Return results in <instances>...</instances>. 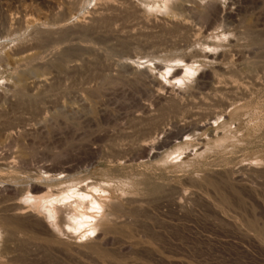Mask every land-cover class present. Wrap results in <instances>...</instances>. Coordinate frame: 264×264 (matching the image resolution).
Segmentation results:
<instances>
[{
    "label": "rangeland",
    "instance_id": "374dc122",
    "mask_svg": "<svg viewBox=\"0 0 264 264\" xmlns=\"http://www.w3.org/2000/svg\"><path fill=\"white\" fill-rule=\"evenodd\" d=\"M124 1L127 3L123 0H0V57L5 60L0 61V159L4 156L7 159L8 155L11 164L8 169L0 170V190L7 184L17 185L15 198L24 202L27 194L22 186L25 188L27 183L39 179L46 190L53 189L51 192L58 201L42 202L39 206H44L39 211L46 216L49 213L47 220L55 222L59 237L67 241L63 246L45 241L48 236L37 226L33 228L34 233H41L37 241L19 244L15 261L20 264H264V241L260 235L246 231L242 222L251 219L264 232V167L257 173L240 171V175H245L242 177L245 185L232 187L226 178L228 172L239 170L241 165L264 166V0H219V15H225L216 23L200 13V0ZM143 9L149 18L155 19L154 23L143 21ZM169 19L175 24L169 23ZM62 25H67V29H58ZM205 27L211 33L201 36L199 29ZM25 46L39 54L38 61L32 63L40 62L41 67L16 64L15 57L22 54ZM194 49L211 53L225 50L223 68H216L197 81L194 77L197 73L189 69L197 72L210 62L195 56L185 58ZM14 51L16 56L12 55ZM86 58L95 62L84 61ZM9 60L14 65L7 63ZM70 62H81L85 67L77 72L66 69L69 71L66 73L65 65ZM46 63L51 69H47ZM176 66L181 72L172 75ZM186 66L191 67L189 71ZM24 67L33 70L26 69V73ZM142 70L157 81H145L148 78L140 73ZM38 72L39 76L51 77L46 87L30 90L21 87L39 77ZM165 83L183 92L176 97L182 103L180 109L168 108L167 100H154L153 95ZM218 83L234 87L220 101L216 100L220 93L214 92L211 85ZM37 88L41 94L36 92ZM199 122L203 123L202 127L195 129L192 123ZM157 125L158 129H168L166 135L158 137L159 141L154 133ZM6 129L13 131L12 138L6 136ZM140 143H147L146 149H140ZM66 166L73 169L65 174L62 169ZM43 167L52 169L50 174L58 172L55 177L62 178L44 180ZM38 171L43 172L38 174ZM200 177H206L207 182ZM247 184L254 188L245 189ZM19 189L24 193L18 192ZM8 195L11 198L2 191L0 199H9ZM108 199L118 200L123 206L121 219L123 211L129 213L124 225L130 230L129 237L114 235L113 240L112 235L103 247L106 254L78 249L75 244L94 237L89 228L92 216L100 211H91V201L107 207ZM130 199H135L138 207L130 206L132 203H127ZM228 199L232 201L228 205L231 217L226 214L228 207L221 205ZM51 206H58L55 220L50 216ZM60 207L66 210L61 212ZM233 212L239 215L233 217Z\"/></svg>",
    "mask_w": 264,
    "mask_h": 264
},
{
    "label": "bare ground",
    "instance_id": "6f19581e",
    "mask_svg": "<svg viewBox=\"0 0 264 264\" xmlns=\"http://www.w3.org/2000/svg\"><path fill=\"white\" fill-rule=\"evenodd\" d=\"M132 1V0H131ZM182 0H180V2H181ZM185 1V0H184ZM188 0H186V2H187ZM123 2H125L124 0H123ZM183 2V1H182ZM79 3V2H78ZM125 3H127V2H125ZM135 3V2H134ZM158 3L159 2H157V4L156 5H158ZM166 3V2H165ZM179 3V2H178ZM219 3V0H200V1H198V5H199V11H200V13L205 17V18H208V19H210L213 23H216L218 20H222L223 19V16L225 15H223V14H221V15H219V13H220V4H218ZM136 4V3H135ZM137 5H139V4H137ZM163 5H165V4H163ZM168 5H169V2H168ZM181 5V4H180ZM182 5H183V3H182ZM181 5V6H182ZM111 6V5H110ZM124 6V5H123ZM126 6V5H125ZM155 6V5H154ZM99 7V6H98ZM120 7V6H119ZM128 7H130V6H128ZM139 7H140V5H139ZM73 8V7H72ZM107 8V7H106ZM112 8V7H111ZM126 8V7H125ZM124 8V9H125ZM136 8V7H135ZM153 8V7H152ZM158 8V7H157ZM165 8V7H164ZM170 8V7H169ZM117 9V8H116ZM138 9L139 8H137V11H138ZM144 9H145V7H144ZM144 9L142 10L143 11V13L145 14V16H142V19H143V21L145 22H153L154 23V21H155V19L154 18H149L148 16H147V14L144 12ZM155 9H156V7H155ZM100 10H102V9H100ZM129 10V9H128ZM140 10V9H139ZM98 11V10H97ZM147 11V10H146ZM153 11V10H152ZM171 11H173V10H171ZM223 11V10H222ZM67 12V11H66ZM102 12V11H101ZM118 12V11H117ZM97 13V12H96ZM99 14H100V12H98ZM103 13V12H102ZM139 13H140V11H139ZM172 12H170V14H171ZM174 13V12H173ZM142 14V13H141ZM140 14V15H141ZM143 14V15H144ZM94 16H95V13L93 14ZM150 15V14H149ZM174 15V14H173ZM94 16H92V17H94ZM100 16V15H99ZM105 16V15H104ZM122 16H123V14H122ZM155 16V15H154ZM163 16V15H162ZM161 16V17H162ZM202 16V17H203ZM103 17V16H102ZM101 17V18H102ZM168 17V16H167ZM171 18H174V17H172V15L170 16ZM137 18V17H136ZM140 18V17H139ZM94 19V18H93ZM95 19H96V17H95ZM160 19V18H159ZM165 19H166V17H165ZM177 19V18H176ZM175 19V20H176ZM207 19V20H208ZM81 20V19H80ZM89 20H90V18H89ZM137 20V19H136ZM161 20H163V19H161ZM170 20V19H169ZM60 21V20H59ZM141 22H142V20H140ZM178 22H179V19L177 20ZM89 22V21H88ZM97 22V21H96ZM166 22H168V21H166ZM176 22V21H175ZM30 23V22H29ZM83 23V22H82ZM82 23H77V25H79L81 28L83 27L82 25L84 24H82ZM90 23V22H89ZM140 23V22H139ZM169 23H172L171 22V20L169 21ZM181 23H182V21H181ZM185 23V22H184ZM68 24V23H67ZM75 24V23H74ZM92 24H93V22H92ZM91 24V25H92ZM99 24V23H98ZM119 24V23H118ZM145 24V23H144ZM172 24H175V23H172ZM186 24V23H185ZM185 24H183V26L185 25ZM17 25V24H16ZM71 26H72V23L70 24ZM97 25V24H96ZM187 25V24H186ZM192 25V24H191ZM86 26V25H85ZM94 26V25H93ZM118 26V25H117ZM143 26V25H142ZM179 26V25H178ZM189 26V25H188ZM66 28L67 27V25L66 26H61V27H59L58 29H62V28ZM78 27V26H77ZM98 27V26H97ZM176 27V26H175ZM182 27V26H181ZM71 28V27H70ZM70 28H69V30H70ZM74 28H76V27H74ZM85 28V27H84ZM89 28V27H88ZM102 28V27H101ZM178 28V27H177ZM180 28V27H179ZM46 29V28H45ZM44 29V30H45ZM67 29V28H66ZM181 29V28H180ZM42 30V29H41ZM72 30V29H71ZM172 30V29H171ZM46 31H48V30H46ZM61 31H63V30H61ZM187 31V30H186ZM43 32V31H42ZM51 32V31H50ZM36 33V32H35ZM71 33H73V32H71ZM211 32H210V30L207 28V27H205V28H203V29H199V34L201 35V36H205V35H207V34H210ZM90 34V33H89ZM120 34V33H119ZM9 35V34H8ZM47 35V34H46ZM81 36V35H80ZM89 36V35H88ZM132 37V36H131ZM63 38V37H62ZM71 38V37H70ZM129 38V37H128ZM36 39V38H35ZM66 39V38H65ZM134 39V38H133ZM33 40V39H32ZM46 40V39H45ZM55 40V39H54ZM98 40V39H97ZM49 41V40H48ZM46 42V41H45ZM64 42V41H63ZM77 42V41H76ZM106 42V41H105ZM191 42V41H190ZM79 44V43H78ZM190 44V43H189ZM188 44V45H189ZM70 45V44H69ZM99 45V44H98ZM71 46H72V44H71ZM86 46V45H85ZM74 47V46H73ZM87 47V46H86ZM69 48H70V46H69ZM90 48V47H89ZM103 48V47H102ZM107 48V47H106ZM192 48V47H191ZM28 49H29V47H27V46H25V48H23V50L21 51V53L22 54H20V55H18V56H16L17 55V53H16V51H14V54L12 53V55H15V53H16V57H15V62H16V64H21V65H25V66H27V65H29V64H31L33 61H35V60H37L38 58H39V54L38 53H36V52H32V51H28ZM56 49V48H55ZM57 50H58V47H57ZM92 50V49H91ZM107 50V49H106ZM194 50H196V49H194ZM193 50V51H194ZM56 51V50H55ZM191 51V50H190ZM192 51V53L190 54V55H188V56H186L185 55V53H184V55H185V58H187V59H191V57H193V58H195V57H200V58H202V59H204V60H208L209 62H210V65H207V67H205V68H203V69H201V70H198L197 72H196V70L195 71H192V69H189V70H191V72H194V74H196V76L194 75V77L196 78V80L197 81H199L201 78H203V77H205L206 75H208L209 73H211V72H214V70L216 69V68H223V66H222V60L225 58V56L227 55V53L225 52V50H224V52L222 51V52H219V53H211L210 51H207V50H203V51H198V50H196V51H194L193 52ZM217 51H220V50H217ZM60 52V51H59ZM58 52V53H59ZM66 52V51H65ZM95 52V51H94ZM216 52V51H215ZM7 53V52H6ZM48 54H50V53H48ZM61 54H62V52H61ZM187 54V53H186ZM189 54V53H188ZM9 55V54H8ZM7 55V56H8ZM11 55V56H12ZM53 55H54V53H53ZM72 55V54H71ZM2 56V55H1ZM10 56V55H9ZM69 56V55H68ZM103 56V55H102ZM101 56V57H102ZM195 56V57H194ZM14 57V56H13ZM58 57V56H57ZM65 57V56H64ZM63 57V58H64ZM109 57V56H108ZM108 57H106V58H108ZM5 58H6V60L7 59H9V58H7L6 56H5ZM11 58V57H10ZM47 58V57H46ZM174 58H176V57H174ZM179 58V57H178ZM177 58V59H178ZM184 58V57H183ZM12 59V58H11ZM60 59V58H59ZM96 59V58H95ZM105 59V58H104ZM198 59V58H197ZM40 60V59H39ZM49 60V59H48ZM55 60V59H54ZM61 60V59H60ZM64 60V59H63ZM82 60V59H81ZM81 60H79V61H81ZM203 60V61H204ZM0 61L1 62H4L5 60H4V58H3V56L2 57H0ZM13 62V60H9V62H7V63H9L10 64V62ZM38 61V60H37ZM84 61H89V59H85ZM103 61V60H102ZM104 61H106V60H104ZM104 61H103V63H104ZM183 61V60H182ZM185 61H186V59H185ZM188 61V60H187ZM11 62V64H13ZM44 62V61H43ZM52 62V61H51ZM63 62V61H62ZM65 62V61H64ZM81 62H83V61H81ZM81 62H73V63H71L70 62V64H66L65 65V69H64V72H66V73H69V71H71V72H73V71H75V72H77V71H79V70H81L82 68H84L83 67V64L81 63ZM90 62V61H89ZM92 62H95V61H92ZM92 62H90V63H92ZM100 62V61H99ZM189 62V61H188ZM208 62V63H209ZM36 62H34V65H33V63H32V65H33V67H34V69L36 68V66H40V65H42L40 62H38L39 64H35ZM85 63H87V62H85ZM3 64V63H2ZM44 64V63H43ZM47 64V63H46ZM45 64V65H46ZM53 64V63H52ZM55 64V63H54ZM57 64V63H56ZM159 64V63H158ZM1 65V64H0ZM4 65V64H3ZM14 65V64H13ZM31 65V66H32ZM36 65V66H35ZM48 65V64H47ZM58 65V64H57ZM88 65H89V63H88ZM161 65V64H160ZM160 65H158V66H160ZM188 65V64H187ZM2 66V65H1ZM86 66H87V64H86ZM184 66V65H183ZM191 66V65H190ZM190 66H186V70H188V68L190 67ZM206 66V65H205ZM20 67V66H19ZM18 67V68H19ZM41 67V66H40ZM47 67V69L50 67L49 65L48 66H46ZM52 67V66H51ZM185 67V66H184ZM192 67V66H191ZM190 67V68H191ZM25 69H23V71L25 70L26 71V69H28L29 71H30V69L31 70H33V68L32 67H29V68H26V67H24ZM44 69H45V66L43 67ZM16 69V68H15ZM42 69V68H41ZM49 69H51V68H49ZM69 70L68 72H67V70ZM40 70V69H39ZM38 70V71H39ZM59 70V69H58ZM66 70V71H65ZM77 70V71H76ZM181 70H182V68H181ZM188 70V71H189ZM20 71V70H19ZM18 71V72H19ZM29 71H28V73H29ZM36 71H37V69L36 70H34V72L36 73ZM41 71V70H40ZM45 71V70H44ZM48 71V70H47ZM56 72H57V70H55ZM179 71H180V67H178V66H176V67H173V69H172V75H176V74H178L179 73ZM183 71V70H182ZM17 72V73H18ZM31 72H33V71H31ZM30 72V73H31ZM59 72V71H58ZM181 72V71H180ZM26 73H27V71H26ZM140 73L141 74H143L145 77H147L148 78V80L147 79H145V81H147L148 83L149 82H152V83H155L157 80H156V78L153 76V75H149L145 70H142V71H140ZM25 74V73H24ZM38 74V76H39V72L37 73ZM46 74V73H45ZM50 74H51V72H50ZM49 74V75H50ZM71 74V73H70ZM193 74V73H192ZM40 75H43V73H41ZM52 75V74H51ZM54 75V74H53ZM13 77V76H12ZM16 77H18V80H19V76H17L16 75ZM56 76H54V78H55ZM27 78V77H26ZM31 78V77H30ZM50 78L51 77H48L47 75H45V76H39V77H35L32 81L30 80V82L28 83V84H26V83H23L22 84V82H20V81H16L17 83L19 82V83H21L22 85H24V86H21L22 88H24L25 90H30L31 88H34V87H41V86H47L48 84H49V80H50ZM58 78V77H57ZM194 78V79H195ZM16 79V78H15ZM53 79V78H52ZM51 79V80H52ZM12 80H14V78L12 79ZM196 81V82H197ZM52 82V81H51ZM50 82V83H51ZM217 82H219V81H217ZM21 84H19V85H21ZM195 85V84H194ZM212 85V89L214 90V92H219L220 93V96H218V98L216 99V100H224V98H225V96H223V95H227V94H225L226 92H228V93H230V90L232 91V88H234L233 86H229V85H227L226 83L225 84H220V83H218V84H211ZM45 86V87H46ZM192 87V86H191ZM191 87L190 88H188V89H191ZM242 87V86H241ZM42 88V87H41ZM48 88V87H47ZM239 88V87H238ZM44 89H46V88H44L43 87V91H44V93H45V90ZM230 89V90H229ZM244 89V88H243ZM242 89V90H243ZM14 90V89H13ZM18 90V89H17ZM39 90V88H37V91L36 92H40V94H41V91H38ZM41 90V89H40ZM20 92V91H19ZM23 92V91H22ZM27 92V91H26ZM32 92V91H31ZM242 92V91H241ZM30 93V92H29ZM34 93V92H33ZM19 94V93H18ZM178 94H182L183 95V92L181 91V89L178 87H173V86H171L170 84H168V83H165L164 85H162L161 86V88L159 89V90H157L156 91V93L153 95V98H154V100L155 101H157V100H159V99H164V100H167L166 101V103L168 102V108H177V107H179V109H180V105L182 104L181 102H180V98L179 99H176V97L178 98V97H180V95L179 96H177ZM20 95V94H19ZM25 95H27V94H25V91H24V96ZM38 95H39V93H38ZM22 96V95H21ZM33 96V95H32ZM27 97H28V95H27ZM37 97V96H36ZM35 97V98H36ZM30 98H32L31 96H30ZM18 99H19V97H18ZM25 99V98H24ZM33 99V98H32ZM214 99V98H213ZM21 100V99H20ZM23 100V99H22ZM202 101H203V99H201ZM19 101V100H18ZM34 101V100H33ZM13 102V101H12ZM16 102V101H15ZM27 102V101H26ZM19 103V102H18ZM20 103H21V101H20ZM13 104H14V102H13ZM17 104V103H16ZM31 104V103H30ZM19 105V104H18ZM22 106V105H21ZM183 106V105H182ZM181 106V107H182ZM20 107V106H19ZM13 108V107H12ZM145 109H147V108H145ZM167 109V108H166ZM176 110V109H175ZM148 112H149V110H148ZM166 112V111H165ZM145 114V113H144ZM151 114V113H150ZM155 116V115H154ZM207 116V115H206ZM140 117V116H139ZM144 117V116H143ZM14 118V117H13ZM136 118V117H135ZM148 118V117H147ZM152 118V117H151ZM206 118V117H205ZM154 119V118H153ZM156 120H157V118H155ZM211 119V118H210ZM150 120H152V119H150ZM155 120V121H156ZM205 120V119H204ZM4 121V120H3ZM155 121H153V123H155ZM185 121V120H184ZM206 121V120H205ZM11 122V121H10ZM201 122V121H200ZM200 122L199 123H192V124H194V127H195V125H196V128L195 129H197V128H201L202 127V124H200ZM21 124V123H20ZM158 124V123H157ZM177 124V123H176ZM161 125V124H160ZM178 125V124H177ZM4 126V125H3ZM8 126H10V125H8ZM24 126V125H23ZM7 127V126H6ZM22 127V126H21ZM188 127V126H187ZM10 128V127H9ZM20 128V127H19ZM165 128V127H164ZM164 128H159L158 129V125H157V129L154 131V133L156 134V140L157 141H159L158 140V137L159 136H161L162 137V135H166L167 133H168V129H164ZM4 129V128H3ZM8 129V128H7ZM6 129V136L9 138V137H11L12 138V136H13V131L10 129V130H7ZM17 129V128H16ZM184 129H185V127H184ZM22 132V131H21ZM30 133V132H29ZM153 133V132H152ZM5 136V135H4ZM2 137V136H1ZM18 137V136H17ZM22 137V136H21ZM164 137V136H163ZM8 138H6V139H8ZM15 138V137H14ZM161 139V138H160ZM163 140V139H162ZM15 141V140H14ZM157 141L155 142V143H157ZM161 141V140H160ZM18 142V141H17ZM20 142H21V140H20ZM154 143V144H155ZM198 143V142H197ZM3 144V143H2ZM199 144V143H198ZM197 144V145H198ZM147 143H140V149H146V147H147ZM153 145V144H152ZM156 145V144H155ZM149 147V146H148ZM152 147V152H153V147L154 146H151ZM156 148V147H155ZM157 148H159V147H157ZM201 148V147H200ZM199 148V149H200ZM195 149V148H194ZM150 151H151V149H150ZM189 152V151H188ZM22 153V152H21ZM119 153V152H118ZM194 153H196V151L194 152ZM148 154H150V153H148ZM1 155V154H0ZM3 155V154H2ZM4 156V155H3ZM24 156V155H23ZM151 156H153V155H151ZM8 158H10V157H8V155H7V159ZM17 158V157H16ZM7 159L5 158V156L3 157V158H1L0 159V170H3L2 168L3 167H5V168H9V167H7L8 165H11L10 164V162L9 161H7ZM22 159V158H21ZM24 159V158H23ZM22 159V160H23ZM99 159V158H98ZM15 161V160H14ZM17 162H19L18 160H16ZM24 161V160H23ZM13 162V161H12ZM26 162V161H25ZM260 162V161H259ZM113 163V162H112ZM13 164H16V162H14ZM12 164V166H14ZM247 164V163H246ZM17 165V164H16ZM47 165V164H46ZM262 165H264V164H262ZM18 166V165H17ZM241 166H243V165H241ZM240 166V169L238 170V169H236V171L234 170H232V171H230V172H228L226 175H227V182L233 187V186H235L236 187V185L237 186H239L240 184H243V185H245V183H243V180H244V176H242V175H240L241 173H240V171H246L247 173L249 172V174H250V172L251 173H254V172H256L257 173V171H261L262 170V168L264 167V166H261L260 164H247V165H245V166H243V167H241ZM14 167H16V166H14ZM79 167V166H78ZM11 168V167H10ZM45 167H43V169H44ZM261 168V169H260ZM12 169H13V167H12ZM17 169V168H16ZM21 169V165H20V167H19V170ZM37 169H38V167H37ZM42 169V170H43ZM46 170H44V173L46 174V176L44 175V174H42V175H44L47 179H45V177H42V178H44V180H50L49 182H51V180H54L56 177V174H58V172L56 173V174H54V173H52V174H50L51 172H49L50 170H52V169H50V168H45ZM72 166H66V167H64L63 169H62V172H65V174L66 173H69L70 171H72ZM75 169V168H74ZM260 169V170H259ZM25 170V169H24ZM29 170V169H28ZM40 170V169H39ZM229 171V170H228ZM242 171V172H243ZM10 172V171H9ZM13 172H14V170H13ZM39 172V173H38ZM37 173L38 174H41L42 172L41 171H38ZM41 172V173H40ZM119 172V171H118ZM246 172H243V173H246ZM21 173V172H20ZM36 173V175H38ZM8 174V173H7ZM32 174V173H31ZM27 175L28 176H30V173H27ZM27 175H25V176H27ZM206 175V174H205ZM4 176V175H3ZM9 176V175H8ZM8 176H6V177H8ZM40 176V175H39ZM63 176H64V174H63ZM70 176V175H69ZM225 176V175H224ZM33 177H34V179L36 178L35 176H34V174H33ZM129 177V176H128ZM242 177H244V178H242ZM30 178V177H29ZM39 178V177H38ZM57 178H58V175H57ZM56 178V179H57ZM60 178H62L61 176H60ZM60 178H58V180L60 179ZM65 178H66V176H65ZM197 178V177H196ZM201 178V177H200ZM199 178V179H200ZM205 178L206 177H204L203 179L205 180ZM11 179V178H10ZM79 178H77V180H78ZM190 179V177L188 178V180ZM193 179V178H192ZM202 179V178H201ZM202 179V180H203ZM40 180H43V179H40ZM64 180V179H63ZM66 180H68V179H66ZM76 180V179H75ZM191 180V179H190ZM194 180V179H193ZM198 180V179H197ZM201 180V181H202ZM206 180H207V178H206ZM205 180V182H207ZM56 181V180H55ZM72 181H73V179H72ZM132 181V180H131ZM192 181V180H191ZM190 181V182H191ZM194 181H196V179L194 180ZM200 180H198V182H199ZM211 180H209L208 179V183L210 182ZM226 181V180H225ZM257 181V180H256ZM255 181V182H256ZM53 182V181H52ZM68 182V181H67ZM69 182H71V181H69ZM133 182V181H132ZM193 182V181H192ZM65 183V182H64ZM127 183V182H126ZM129 183V182H128ZM194 183V182H193ZM204 183V182H203ZM211 183V182H210ZM210 183H209V185H210ZM218 183V182H217ZM248 183V182H247ZM13 184V183H12ZM62 184V183H61ZM202 184V183H201ZM4 185V184H3ZM15 185V184H14ZM129 185H131V184H129ZM203 185V184H202ZM64 186V185H63ZM76 186V185H75ZM133 186V185H132ZM242 186V185H241ZM16 187L18 188V186L16 185ZM16 187H14V186H11V185H8L7 184V186H3L2 187V189L0 190L1 192L3 191V192H5V193H8V194H10V197L11 198H9V195L7 196L9 199H7L6 197V200L5 199H0V264H20V262L19 263H17L18 261H15V258H16V256H18L19 255V253H18V255H17V252H16V249H17V251H18V249H19V244H23V242H26V241H28V240H35V241H37V239H38V236H40L39 234H41L40 232L38 233V232H36V233H34V231H33V228H35V227H37V226H39V227H41L42 228V230H43V232H44V234L46 235V236H48V239H46L45 238V241L46 240H51L50 242H52V243H58V245L59 244H62V246L63 245H67V241H64V240H62L61 239V237H59V233H58V227H57V225L55 224V222L53 223V222H50V221H48L47 220V217H49V213H47L48 215L46 216V215H44V213L45 212H43V214H42V212H40L39 211V209H41L40 207H42V206H44V205H42V206H39L42 202H50V203H56L58 200H57V195H54L52 192H53V189L51 190V188L50 189H47L46 190V188H45V186L44 185H42L41 184V182L39 181V179L38 180H35V181H33V182H30L29 184L27 183V185L25 186V188L22 186V190H25V194H27L25 197H26V200L24 201V202H20V199L21 198H19L20 196H19V194L17 195V198H19V200L18 199H16L15 197H16V193H15V190H16ZM219 187V186H218ZM243 187V186H242ZM24 188V189H23ZM49 188V187H48ZM251 188L253 189L254 187H249V185L247 184V187H245V189H247V190H251ZM59 189V188H58ZM61 189V188H60ZM59 189V192L61 191ZM64 189V188H63ZM63 189H62V192H64L63 191ZM67 189V188H66ZM73 189V188H72ZM234 189V188H233ZM233 189H232V191H233ZM20 190L21 189H19V191L18 192H20ZM55 190V189H54ZM71 190V189H70ZM217 190H218V188H217ZM221 190V189H220ZM220 190H219V192H220ZM242 190V189H241ZM52 191V192H51ZM56 191V190H55ZM58 191V190H57ZM1 192H0V194H1ZM17 192V191H16ZM24 193V191H21L20 193ZM69 192V191H68ZM71 192V191H70ZM80 192V191H79ZM218 192V191H217ZM218 192V195L220 194ZM252 192H254V191H252ZM66 193V192H65ZM72 193L73 192H71V195H72ZM4 194V193H3ZM11 194H13V196L11 195ZM14 194H15V196H14ZM24 194V195H25ZM55 194H58V196L60 195V196H62V193L61 194H59L58 192L57 193H55ZM107 194V193H106ZM22 195V197H24L23 196V194H21ZM19 196V197H18ZM64 196H66V194H64ZM63 196V197H64ZM72 196H74V195H72ZM220 196H222V193H221V195ZM2 197V196H1ZM24 197V198H25ZM69 197V196H68ZM68 197L66 196V198L68 199ZM114 197V196H113ZM219 197V196H218ZM24 198H23V200H24ZM72 198V197H71ZM78 198V197H77ZM117 198V197H116ZM124 198V197H123ZM130 198V197H129ZM132 198V197H131ZM212 198V197H211ZM227 198V197H226ZM59 199H60V197H59ZM92 199H94V198H92ZM222 199V198H221ZM109 200V199H108ZM220 200V199H219ZM229 200V199H228ZM228 200H224V202L223 203H221V205H222V207L224 208V207H228V205L232 202H230V200L228 201ZM234 200V199H233ZM22 201V200H21ZM65 201H66V199H65ZM95 200H93V201H91V206H90V208L92 209L91 211L93 212V213H95V210H99L100 212H98V214L96 215V216H92L93 218V222L90 224V231L92 232H94V237L91 239V240H87V241H85V242H83V243H81V244H75V246H77V248L78 249H81L82 250V248H83V250H88V251H92V252H97L96 254H98V252H103V253H105V251H103V247L108 243V241H109V239H110V237L112 236L113 237V240H114V235H121V236H127V237H129V234H127L129 231H128V229H126V228H124V225H125V223L128 221H126V217L125 216H128V219H129V215H126V214H129V213H126V214H123L124 213V209L122 210L123 211V213H122V215H124V219H125V222L123 221V218L121 219V208L123 207V206H121V204L118 202V200H114V199H111V200H109V202H108V204H107V207L105 206V207H103V206H101V205H98V204H95V202H94ZM70 202V201H69ZM99 202V201H98ZM125 202V201H124ZM132 203V205H130V206H135V207H138V204L136 203V200L135 199H130V200H128L127 201V203ZM221 202V201H220ZM61 204H62V202H60ZM74 203V202H73ZM97 203V202H96ZM213 203V202H212ZM58 204V203H57ZM74 205V204H73ZM180 205H181V203H180ZM52 207V209L51 210H49L48 208H47V210H49V212H50V216H51V218L53 219L54 218V220L56 219V213L58 212V210L56 209V207H58V206H51ZM42 209H43V207H42ZM59 209H61V207L59 208ZM221 209V208H220ZM228 209H230L229 207L227 208V215L228 216H232L231 214H229V212H228ZM233 210L235 209V207L234 208H232ZM64 210H66V209H64ZM63 210V208L61 209V212H63L64 211ZM89 211H90V209H89ZM230 211H232V210H230ZM235 211V210H234ZM69 212V211H68ZM84 212V211H83ZM86 212V211H85ZM235 212H237V210L235 211ZM65 213V212H64ZM130 213H131V211H130ZM234 213V212H233ZM61 214V213H60ZM66 214H68V213H66ZM92 214V213H91ZM225 214V215H226ZM235 214V213H234ZM247 214V213H246ZM86 215V214H85ZM85 215H84V217H85ZM224 215V214H223ZM236 215H239V213L238 214H235L233 217H236ZM71 216V215H70ZM83 217V218H84ZM88 217V216H87ZM95 217V218H94ZM64 218V217H63ZM86 218V217H85ZM238 218H239V216H238ZM249 217H247V219H248ZM65 219V218H64ZM235 219H237V218H235ZM254 219V218H253ZM81 220V219H80ZM86 220V219H85ZM88 220V219H87ZM89 220H91L90 218H89ZM240 220V219H239ZM261 220V219H260ZM52 221V220H51ZM130 221V220H129ZM76 222V221H75ZM85 222V221H84ZM86 222H88V221H86ZM242 222H244L245 224H243L244 225V227H245V230L246 231H252V233H255L256 235L258 234V235H260L259 237H261L262 238V240L264 241V237L262 236V235H264L263 233L264 232H262V231H260V227L258 228V227H256L255 226V222L253 223L252 221H251V219L249 220H247V221H242ZM242 222L240 223V225L242 224ZM82 223V222H81ZM88 224V223H87ZM132 224V223H131ZM238 224V223H237ZM79 225V224H78ZM84 225V224H83ZM80 226V225H79ZM86 226V225H85ZM88 226V225H87ZM126 227V226H125ZM128 227V226H127ZM130 227V226H129ZM238 227V226H237ZM88 229V228H87ZM86 229V230H87ZM130 229V228H129ZM81 230V229H80ZM262 230V229H261ZM264 230V229H263ZM82 232V231H81ZM90 233V232H89ZM248 233V232H247ZM36 234H38V235H36ZM85 234H88V233H85ZM84 234V235H85ZM131 234V233H130ZM42 236H44V235H42ZM39 237L40 239L41 238H43V237ZM86 236V235H85ZM130 237H132V236H130ZM258 238V237H257ZM66 240V239H65ZM111 240V239H110ZM252 240V239H251ZM34 241V243H36ZM48 242V241H47ZM259 242V241H258ZM33 243V244H34ZM24 245V244H23ZM21 246V245H20ZM36 246V245H35ZM61 246V247H62ZM16 247H18V248H16ZM21 248V247H20ZM66 248V247H65ZM76 248V247H75ZM109 249V248H108ZM107 252V251H106ZM111 252H112V250H111ZM100 254V253H99ZM106 254V253H105ZM104 254V255H105ZM112 254V253H111ZM114 254V253H113ZM101 255H103V254H101ZM108 255V254H107ZM111 256H113V255H111ZM99 257V256H98ZM110 257V256H109ZM116 258V257H115ZM18 258H16V260H17ZM105 259V258H104ZM111 260V259H110ZM117 260V259H116Z\"/></svg>",
    "mask_w": 264,
    "mask_h": 264
}]
</instances>
